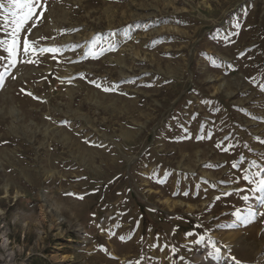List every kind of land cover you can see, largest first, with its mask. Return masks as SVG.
<instances>
[{
	"label": "rangeland",
	"instance_id": "obj_1",
	"mask_svg": "<svg viewBox=\"0 0 264 264\" xmlns=\"http://www.w3.org/2000/svg\"><path fill=\"white\" fill-rule=\"evenodd\" d=\"M42 3L0 48V264H264V0Z\"/></svg>",
	"mask_w": 264,
	"mask_h": 264
},
{
	"label": "snow or ice",
	"instance_id": "obj_2",
	"mask_svg": "<svg viewBox=\"0 0 264 264\" xmlns=\"http://www.w3.org/2000/svg\"><path fill=\"white\" fill-rule=\"evenodd\" d=\"M8 3L11 5V8H5L4 4L0 2V9L7 11L10 13L11 20L9 23L12 25V32L10 33V39H0V48H4V50L8 54V59L10 62L15 65L17 63V57L21 54V44H20V33L22 31H30V29H25V25L29 23V21L33 22V25L36 23L34 17L39 19V17L43 16V11L39 12V17L37 16V10L43 8L46 10V4L42 3V0H8ZM8 20V17H5ZM115 45L109 44L107 49H101L99 52L96 51V41L94 40L91 48L85 54L86 56H91L92 58H98L99 55L106 50H114ZM64 51L63 48L60 47H37V41L33 39L29 41L27 38L23 41L22 54L26 57H36L38 55H43L47 53L53 54V58H56L58 55L62 54ZM2 55V53H0ZM27 62L33 63V59H29ZM5 74L0 73V90L3 89L5 85ZM95 83V81H93ZM97 87H103L100 84L96 85ZM118 85H113L110 87H103L105 92L114 91ZM28 95H32L31 93H27ZM39 99V98H37ZM67 123V122H65ZM264 143V141H260ZM264 155V154H262ZM244 160V157H241L239 161L234 162L232 164L233 168H240L241 164ZM254 176H260L261 179L255 180ZM244 181L251 183H255L256 187L254 189H242L241 191H253L264 193V165L258 164L255 160L252 161V167L244 170V174L242 176ZM225 195H231L230 193H226ZM82 198V197H81ZM244 201L250 199L248 195H244L242 197ZM260 203L264 205V197H261ZM249 213H252V209H249ZM264 214V213H261ZM234 215L240 219L243 218V212L241 210H237ZM191 235V234H190ZM204 240V237L200 238V241H196V243H200ZM213 251L209 253V256L213 260H221L222 253L221 250L216 247L214 241H212ZM224 259L228 261H235V257H224Z\"/></svg>",
	"mask_w": 264,
	"mask_h": 264
}]
</instances>
